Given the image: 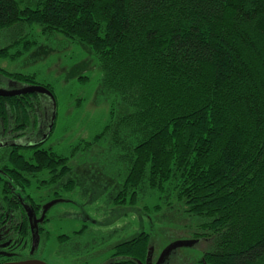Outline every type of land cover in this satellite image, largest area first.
<instances>
[{"label":"trees","instance_id":"16d2710c","mask_svg":"<svg viewBox=\"0 0 264 264\" xmlns=\"http://www.w3.org/2000/svg\"><path fill=\"white\" fill-rule=\"evenodd\" d=\"M56 33L97 60L108 119L74 155L104 168L113 202L168 197L190 239L204 242V264H264V0H0V57ZM43 95L0 96V113L42 105L55 114ZM55 157L58 167L67 160ZM151 246L140 231L113 250L143 260Z\"/></svg>","mask_w":264,"mask_h":264},{"label":"rangeland","instance_id":"374dc122","mask_svg":"<svg viewBox=\"0 0 264 264\" xmlns=\"http://www.w3.org/2000/svg\"><path fill=\"white\" fill-rule=\"evenodd\" d=\"M3 43L0 38V45ZM15 50L16 48L12 49L10 54H13ZM0 67L8 72L33 74L35 82L49 85L53 90L54 126L47 140L53 151L66 154L77 140L91 139L106 123L107 104L105 101L98 100L101 97L98 86L101 72L97 60L87 48L70 38L60 33L43 36L40 39V45L22 54L0 57ZM39 84H23L0 75V88L3 89L24 88ZM43 96L46 97V95ZM43 96L39 97V101L44 103H47V100L51 101L47 98L44 101ZM99 150H101L100 147H94L89 150V153L92 156ZM86 168L87 171L79 174L82 182H78V186L67 193L73 201L67 204L58 203L55 207L58 212L74 213L72 219L59 220L65 221L66 229H76L81 226L82 217L85 214L90 228L100 231L96 232L98 241L100 244L105 243L106 246L130 238L140 231L148 232L154 248V260L169 243L191 238L185 227L187 220L182 215L181 208L176 203L171 204L172 206L167 204L172 202V199L162 198L161 204L154 197L146 201H137L134 205L115 204L113 197L118 188L104 170L100 171V168H104L94 163L92 159H89ZM157 204H160V208H156ZM103 231L107 232L102 234ZM101 235L105 236L103 241L100 240ZM52 238H54L53 235ZM204 247L203 241L192 246L179 247L163 264H204ZM50 248L55 247L50 245ZM100 253L109 254V251L101 249Z\"/></svg>","mask_w":264,"mask_h":264},{"label":"flooded vegetation","instance_id":"af4514ba","mask_svg":"<svg viewBox=\"0 0 264 264\" xmlns=\"http://www.w3.org/2000/svg\"><path fill=\"white\" fill-rule=\"evenodd\" d=\"M51 100L55 108L53 95ZM53 118L54 111L51 115L42 106L0 113V264H121L123 260L144 264L147 254L138 260L113 250L114 245L133 239L139 232L106 246L98 241L96 232L100 231L90 228L85 214L76 229H66L65 221H59L74 217V213L58 212L55 207L73 201L67 193L82 182L76 169L90 158L75 156V145L66 154L53 151L47 143ZM52 152V164L44 167V157ZM56 155L67 158L60 167ZM103 238L101 235L100 240ZM101 249L109 254L100 253Z\"/></svg>","mask_w":264,"mask_h":264},{"label":"water","instance_id":"95a60500","mask_svg":"<svg viewBox=\"0 0 264 264\" xmlns=\"http://www.w3.org/2000/svg\"><path fill=\"white\" fill-rule=\"evenodd\" d=\"M32 92H38V93H44L52 97L51 92L46 89L43 86L39 85H31L24 88L19 89H3L0 88V96H15L19 94H25V93H32ZM197 240L195 239H185V240H176L171 243H169L159 254V256L156 258L155 262H153V247H149L147 251V256L144 264H163L165 260L169 257V255L177 248L179 247H186V246H192L196 243Z\"/></svg>","mask_w":264,"mask_h":264},{"label":"bare ground","instance_id":"6f19581e","mask_svg":"<svg viewBox=\"0 0 264 264\" xmlns=\"http://www.w3.org/2000/svg\"><path fill=\"white\" fill-rule=\"evenodd\" d=\"M194 245V244H193ZM154 249V248H153ZM153 259H154V257H153Z\"/></svg>","mask_w":264,"mask_h":264}]
</instances>
